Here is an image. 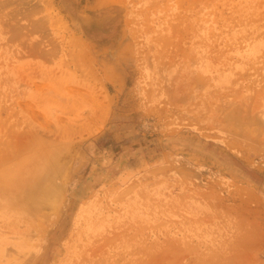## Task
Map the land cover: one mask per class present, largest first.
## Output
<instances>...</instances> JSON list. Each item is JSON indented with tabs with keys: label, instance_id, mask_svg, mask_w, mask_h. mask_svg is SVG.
<instances>
[{
	"label": "rangeland",
	"instance_id": "rangeland-1",
	"mask_svg": "<svg viewBox=\"0 0 264 264\" xmlns=\"http://www.w3.org/2000/svg\"><path fill=\"white\" fill-rule=\"evenodd\" d=\"M0 264H264V0H0Z\"/></svg>",
	"mask_w": 264,
	"mask_h": 264
}]
</instances>
